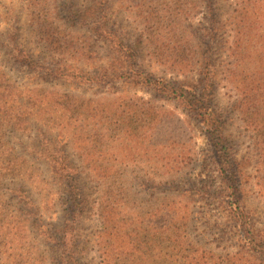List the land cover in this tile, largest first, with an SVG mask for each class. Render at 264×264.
<instances>
[{
  "label": "rangeland",
  "instance_id": "1",
  "mask_svg": "<svg viewBox=\"0 0 264 264\" xmlns=\"http://www.w3.org/2000/svg\"><path fill=\"white\" fill-rule=\"evenodd\" d=\"M209 56L251 228L172 88ZM230 69L264 79V0H0V264H264L241 238L264 240V194Z\"/></svg>",
  "mask_w": 264,
  "mask_h": 264
},
{
  "label": "trees",
  "instance_id": "2",
  "mask_svg": "<svg viewBox=\"0 0 264 264\" xmlns=\"http://www.w3.org/2000/svg\"><path fill=\"white\" fill-rule=\"evenodd\" d=\"M204 58L208 64L203 67L206 71L199 72L200 79L196 83L188 81L179 82L176 84L177 87H172L174 88L173 92L200 118V122L205 127L206 136L213 143L214 152L218 158L217 162L221 167L223 178L225 179L226 189L230 191V196L236 199L229 202L232 208L231 212L238 222H243L246 228H249V226L251 228V223L247 222V215L239 204V195L242 185L241 175L244 173L241 168L245 164L248 165L252 159L247 158L246 161H237L228 149V143L223 133L224 124L221 119L223 115L215 108V102L212 97L216 91L218 70L214 65H211L212 58L210 56ZM242 63L241 55L235 56L234 70L238 71V73ZM192 70L195 71V69ZM234 70L230 69L225 78L229 83L239 86H236L238 90V93H236L238 104L236 106L246 129L252 133L253 150L257 157L255 161V168L258 173L256 175L258 179L257 185L260 187V192L264 194V182L262 183L264 176H261V166L264 165V79L261 83L252 84L240 78V75L234 72ZM128 72L130 73V71H126V73ZM148 83L154 84L152 81H148ZM161 87L165 90H173L167 85H162ZM61 174L63 177L76 180L75 174L70 172ZM248 232L250 233L248 236L246 232L241 234L242 241L247 243L246 245L249 250H257V253L261 254L260 256H264V240L260 239L259 235L252 229Z\"/></svg>",
  "mask_w": 264,
  "mask_h": 264
}]
</instances>
